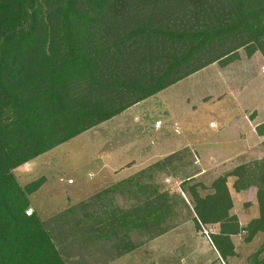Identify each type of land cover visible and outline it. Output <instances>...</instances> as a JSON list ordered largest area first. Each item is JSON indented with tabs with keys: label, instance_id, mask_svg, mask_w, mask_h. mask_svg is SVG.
I'll return each mask as SVG.
<instances>
[{
	"label": "trees",
	"instance_id": "1",
	"mask_svg": "<svg viewBox=\"0 0 264 264\" xmlns=\"http://www.w3.org/2000/svg\"><path fill=\"white\" fill-rule=\"evenodd\" d=\"M241 49L264 56V0H0V264H83L99 243L116 249L110 262L183 209L197 229L218 225L209 235L226 264L237 258L234 236L264 233V155L209 184L185 174L173 192L152 174L172 154L47 220L30 199L45 177L23 186L15 170ZM256 130L264 147V122ZM231 177L237 192L255 188L260 214L246 225ZM244 264H264V242Z\"/></svg>",
	"mask_w": 264,
	"mask_h": 264
},
{
	"label": "rangeland",
	"instance_id": "2",
	"mask_svg": "<svg viewBox=\"0 0 264 264\" xmlns=\"http://www.w3.org/2000/svg\"><path fill=\"white\" fill-rule=\"evenodd\" d=\"M252 116L259 121L264 120V56L260 51L248 56L241 49L239 58L226 65L215 62L201 69L113 119L20 166L15 174L23 186L45 177L43 186L30 199L32 208L47 220L69 208L71 204H78L83 199L89 200L85 199L87 195L99 187L113 183L114 172L122 169L121 166L134 163L133 171L140 172L142 168L145 170L164 161L169 157L161 159L166 152H151V157L144 158L145 150L161 140L173 144L169 149L177 150L172 153L176 156L163 171L152 174L169 190L179 192L180 182L185 174L200 170L195 162H198V157L201 160L205 158L206 153H195L190 147H185L188 141L194 142L187 138L188 134L206 130L209 126L216 128V122L223 120V124L226 123L228 127L239 121L238 131L240 130V135L246 136L254 133L253 125L248 122ZM233 118L235 121H230ZM262 141L255 145L253 152L245 153V161L264 155ZM240 157L242 155L230 161H227L226 156L217 158L208 164L207 172L202 175L204 181L209 184L211 175L231 170L235 164L242 162ZM234 181L235 178L231 177L229 185L237 203L236 209H240L244 194H255V188L237 192L233 187ZM118 201L117 204L125 205L124 198H119ZM180 213L178 225H186V216L191 212L183 209ZM190 224L194 225L193 222ZM215 228L209 229L207 233L202 229L204 232L200 234L206 237ZM243 239L244 235L234 236L239 255L230 264H244L249 255L262 246L264 233L251 243H245ZM192 242L191 237L183 240L186 244Z\"/></svg>",
	"mask_w": 264,
	"mask_h": 264
},
{
	"label": "crops",
	"instance_id": "3",
	"mask_svg": "<svg viewBox=\"0 0 264 264\" xmlns=\"http://www.w3.org/2000/svg\"><path fill=\"white\" fill-rule=\"evenodd\" d=\"M252 117L253 118L249 119L248 122L250 123V125H253L254 133L251 132L246 136H244L243 134L240 135V130L238 131V120H236L238 122H236L235 124L232 123L229 127L226 123L223 124V120L217 121L216 128H211V126H209V130L206 129L203 131H199L198 133L191 132L188 134L187 138L189 140H193L194 142L192 143L188 141V144L185 147H190L195 153L196 151H200L202 153L206 152L204 155L205 158H202L201 160L198 157V162H195L196 165L198 164L196 167L200 169L199 171L201 175L207 172L206 170L209 168L208 164L216 161L217 158H220L221 156H226L227 161H230V159H236V157L242 155V157L239 158V160H241L242 162L238 161L239 163L235 164V167L248 162L245 161V153L248 154L251 153V151L253 152V150L255 149V145H257V143L260 144L263 139V137H261L257 133L256 127L260 123L264 122V120L259 121L256 117ZM234 119L235 118L230 121H233ZM211 122L213 121H210V123ZM166 142L158 140L155 142V144L149 146L150 148L148 147L145 150L146 156L144 158L147 159L151 157V152H154L156 154L166 152V154L163 155L161 159H163V157L172 155V153H175L177 150L175 151L169 149L173 146V144L170 145V141H168V143ZM134 166L135 164L132 163V165L126 164L121 166L123 168L120 170L116 169L114 172L115 175L113 183L127 179L137 173L138 170L133 171V169L135 168ZM101 178H99V181H101ZM168 179L169 177H167V180ZM182 181L183 179L181 180V182ZM113 183H111L110 185H112ZM110 185L99 187L93 193L88 194V197H86L85 199L97 194ZM232 196L234 199V213L239 216L242 225H246L250 220L259 216L260 212L256 193H245L240 209H236L238 207L233 193ZM79 201H75V203ZM124 204V206H126V202ZM194 215V213H191L186 216L188 222H186V225H177L167 233L157 236L152 240L146 241V238L142 239V236L140 235L138 238L139 243L132 251H128V253H125L122 257L113 259L110 262L106 261V254L110 256L114 255L116 253V249H106L104 246H101V243H99L98 246L94 248L95 250H93V259H91V256L88 255L86 257V261L88 262H84L83 264H226L219 251L214 246L210 235L208 234L206 237H204L202 236V234H200L203 230L197 229L194 221ZM242 218H245V220H243ZM192 222L195 226L190 224ZM213 227H216L214 229L215 231L218 230V225L204 227L203 229L205 231H208ZM183 233H191V235L189 236V234H184V236ZM189 237L193 239V242L191 244L183 243V240L186 238L189 239ZM126 244L127 245L125 246V248L128 249L129 245H132L130 239ZM89 259L91 260L89 261Z\"/></svg>",
	"mask_w": 264,
	"mask_h": 264
},
{
	"label": "built area",
	"instance_id": "4",
	"mask_svg": "<svg viewBox=\"0 0 264 264\" xmlns=\"http://www.w3.org/2000/svg\"><path fill=\"white\" fill-rule=\"evenodd\" d=\"M206 233H207V231H206Z\"/></svg>",
	"mask_w": 264,
	"mask_h": 264
}]
</instances>
